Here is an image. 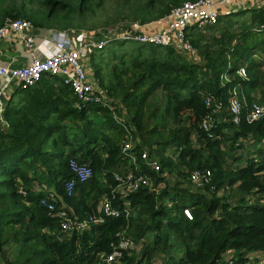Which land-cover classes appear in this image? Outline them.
Listing matches in <instances>:
<instances>
[{
    "label": "trees",
    "instance_id": "obj_1",
    "mask_svg": "<svg viewBox=\"0 0 264 264\" xmlns=\"http://www.w3.org/2000/svg\"><path fill=\"white\" fill-rule=\"evenodd\" d=\"M108 1L115 6L112 17H105L99 24L89 23ZM184 1L192 0H0V26L6 19L22 18L36 29L92 30L121 19H159ZM231 15H247L251 24L234 20ZM263 22L264 5L220 15L217 23L208 27L212 34L207 39L197 31L189 32L200 62L186 60L172 47L153 45L134 54L112 55L116 64L111 65L106 82L94 63L95 53L91 55L99 83L115 99L116 115L122 111L130 114L136 129H142V112L155 93L164 103L161 126L155 124L148 133L153 137L151 147L162 155H158V172L165 170L169 176L175 173L178 179L170 186L166 175H157L137 159L139 172L149 175L154 187L164 184L158 192L142 189L123 198L111 192L117 183L112 173L125 167L130 152H136V148L122 151L119 140L126 133L127 121H118L113 109L94 105L77 110L68 86L51 77H42L28 89H16L3 110L5 123L0 124V261L30 264L32 257L34 264L40 256L38 264H95L98 253L109 252L110 244L116 243L121 234L136 241L151 237L146 245L142 243L138 255L124 254L126 264H152L160 253L163 264H222L228 250L233 252L234 264H247L249 253L264 251V150L255 157L242 158L224 153L223 148L230 141L228 150L236 151L243 147L241 139L264 138L263 121L248 123L245 119L252 92L258 88L259 101L264 104V79L258 72L264 65V30H254ZM257 53L262 56L254 58ZM242 67L246 70L243 77L238 74ZM233 90L243 104L237 125L231 123L225 109ZM206 98L211 100L208 107ZM215 100H220L224 108L212 127L204 131L200 124ZM164 119L171 125L163 124ZM103 125L112 130V136L104 133ZM168 148H174L175 157L163 155ZM226 154L232 167L228 171L222 165ZM69 158L92 169L91 178L76 183L71 195L65 190V184L73 178L67 165ZM193 169L211 171L209 184L195 187L196 191L181 187L182 183L193 186L187 180ZM20 184L24 195L19 193ZM233 185L240 192L235 201L217 195ZM48 189L62 198L63 209L72 214L71 219L93 216L101 221L90 223L83 232H62L53 212L50 214L40 203ZM103 195L111 200L113 209H118L117 216H106L98 210ZM133 207L138 209L136 216L129 213ZM184 207L191 209V219L183 215ZM60 208L58 201L54 212ZM142 211L147 212V220ZM7 230L12 231L9 237ZM10 241L16 248L12 260L5 253ZM36 243L40 244L39 251L27 247ZM171 248L180 249V254H166ZM20 255L27 258L21 260Z\"/></svg>",
    "mask_w": 264,
    "mask_h": 264
},
{
    "label": "built area",
    "instance_id": "obj_2",
    "mask_svg": "<svg viewBox=\"0 0 264 264\" xmlns=\"http://www.w3.org/2000/svg\"><path fill=\"white\" fill-rule=\"evenodd\" d=\"M248 5L257 8L264 5V0L184 1L179 6L172 8L162 18L133 21V25L128 27L127 30L113 33V35L90 32V30L89 32L80 31L82 40L77 39L79 35L73 30L71 34L68 33L66 36L63 32L51 29L48 31L47 36L37 42L35 34L37 29L34 28L31 21L22 18L6 19L0 26V42L12 40L15 44L20 45L23 52L19 57V61H26L15 65L0 62V114L3 112L10 96L6 93L8 87L13 92L16 89H28L35 86L42 77L56 78L57 76L70 89L75 99L74 108L81 110L91 105L107 107L113 109L115 118L124 124V121L128 122L129 116L127 117L124 111L116 115L117 104L115 99L99 83L95 71L92 69L88 53L93 50H102L112 41L132 39L141 44L173 46L182 55L196 54V47L191 43L188 36L189 32L203 31L205 28L216 24L222 12H231L234 8ZM223 8L225 9L223 10ZM254 30H264V22L257 28L255 26ZM41 50L42 54L38 55ZM238 74L242 77L245 76V69L240 68ZM205 103L208 107L211 105V100L206 98ZM226 105L225 109L229 112L231 123L234 125L239 124L242 114V102L235 90L228 97ZM210 108V112L202 119L200 124L204 131H208L212 127L216 115L223 110L224 105L220 100H215L214 107ZM245 119L248 123L260 120L264 123V105L254 101L251 102ZM128 150H133V148L128 142H124L122 151L127 152ZM150 154L145 150L137 153L135 151L130 152L128 164L120 171L117 170L112 173L117 183L111 192H118L120 198L142 189L157 192V186L154 187L152 178L139 172L140 165L137 162V159H139L147 168L159 173L160 164ZM154 156L156 157L155 154ZM261 161L264 164V154ZM67 165L73 178L65 184V190L67 195H71L76 183H84L91 178L92 169L87 164L80 163L74 158H69ZM187 180L194 187L203 188L211 180V171L209 169H193L189 172ZM120 187H123L124 190L122 191ZM19 193L25 194L22 184L19 185ZM112 196L114 197V194ZM261 196L264 202V188H262ZM58 201L61 202V208L54 212ZM102 201V209H98L100 212L106 216L115 217L118 215V209L112 208L111 200L107 196L103 195ZM40 203L48 209L50 214L53 212V216L58 218L59 229L62 232H83L88 229L90 223L101 221V219L93 216L78 221L75 217L71 219L72 214L63 209L65 204L53 189L46 190V196L41 197ZM125 205L128 206V203H125ZM182 212L186 218H192V211L189 207L182 208ZM110 246L111 250L109 252L98 253L95 264H126L124 254L130 256L135 243L133 239L120 235L117 242H112ZM222 264H234V256L231 250L226 251L222 256ZM255 264L263 263L257 262Z\"/></svg>",
    "mask_w": 264,
    "mask_h": 264
},
{
    "label": "rangeland",
    "instance_id": "obj_3",
    "mask_svg": "<svg viewBox=\"0 0 264 264\" xmlns=\"http://www.w3.org/2000/svg\"><path fill=\"white\" fill-rule=\"evenodd\" d=\"M114 3L108 1L104 8L97 14V18L94 20H90L89 23H93V22H97L98 24L105 19V17H112L113 14V8H114ZM225 8H223L224 10ZM252 9V7H250V5L248 6H244V7H239V8H234L231 10V12H222L221 15L226 14V13H232V12H236V10H250ZM231 18L234 20H242L244 19L246 21L247 24H251L250 19H247V15L244 16H239V15H231ZM120 23V25H118L117 23ZM117 23L114 24H110L109 27H106L107 29H104L105 27H103L102 24L97 25L95 29H90V32H95V33H110L111 35H113V33L116 32H122L128 29V27H131L133 25V21H129V19H121L120 21H118ZM124 22V23H121ZM142 22V21H141ZM116 24V25H115ZM115 25V26H112ZM115 27V28H112ZM48 29V31H50L51 29ZM72 30L77 33L78 36V40H82V36L80 35V31H87L89 32V29L87 28H72V29H67V30H63L60 32H63L64 35L67 36L68 33H72ZM59 31V30H57ZM110 31V32H109ZM112 32V33H111ZM196 32V31H195ZM199 33H202V35L204 36L205 39H207L212 33L208 30V28H205L203 31H197ZM210 32V33H209ZM191 39V37H190ZM8 43L14 45L15 42H13L12 40H7ZM18 45V44H15ZM20 46V45H19ZM15 46H12V48H14ZM151 46L149 44H141L135 40L132 39H127V40H121V41H117V42H112L107 44L102 50H93L90 53H88V57L90 58V60H93L91 55L93 53H95V61L98 64V67H100V75L103 77V80L106 82V80L108 78H110L109 76V72H110V67L111 65H115V59L112 57V55H121V54H129V53H137L139 50H147L148 48H150ZM165 47H172L175 49V47L173 46H165ZM177 51V50H176ZM262 56L259 55V53L254 55V58H260ZM183 57H186V60L191 61L190 59H194L198 61L196 62H200L202 61V58L200 57V55H198V58L195 57V54L193 53H189L187 55H183ZM93 64V61H91ZM92 69L95 71L96 67L92 65ZM260 76L264 79V65L261 66V69L258 70ZM246 73V70H245ZM97 76V75H96ZM97 79L99 80V78L97 77ZM54 80L56 81H60V79L56 76V78L54 77ZM11 92H13L9 87L6 89V93L9 95L11 94ZM253 93V101L254 102H258L259 101V97L261 95V90L258 88L255 92ZM252 101V102H253ZM262 104V103H261ZM264 105V104H262ZM163 109H164V103L163 101H161L159 93H155L152 98L149 100V102H147L143 112H142V121H141V126L142 129L138 130L135 128V126L133 125V123H131L130 121V114H127L129 116V120L126 123V127L127 129H124L125 135L123 138H121L120 141V145L122 148V145L124 142H128L132 148H136V152H140V151H147L150 154V156H153L158 162H159V157H161L162 155L158 154L154 151V147H151V141L153 137H150L148 131L156 124V125H160L163 121H161V116L163 115ZM186 118V117H185ZM166 126H170L171 123L169 120L164 119V123ZM103 131L106 135L108 136H112L113 132L112 130L107 126V125H103L102 126ZM126 130V131H125ZM132 132V133H131ZM230 132V131H229ZM193 140H195V138L193 137ZM242 142V146H240V148H237L236 151L233 150H228V147L230 145V141L225 142V144L223 145V148L225 149L224 153H228V154H236L237 156H241L243 158L246 156H251V157H255L256 155H258L259 151L262 149L264 150V138H262L260 141L254 140L252 139L250 136H248L245 139H241ZM194 143H196V146L199 147V144L197 142L194 141ZM154 154L156 155V157L154 156ZM228 154L225 155V160L222 161V165L225 168L226 171H228V169L232 168L231 167V163H230V158L228 156ZM129 155V154H128ZM164 156H170V157H175V153H174V148H168L164 154ZM235 164H233V166H235ZM165 170H162V172H160L157 175H166V178H168L167 183L171 186L173 185V183L175 182V179L177 178V175L175 173H173V175H167L165 173ZM164 187L163 183H160L157 185V192ZM181 187H187L188 190L190 191H196L195 187L188 185L187 183H182ZM120 189H122V191L124 190L123 187H120ZM218 196L221 195H225L227 198L231 199L232 201H235V199L240 195V192L237 190L236 186H227L226 188H224L223 190H220L217 193ZM183 202H185L187 204V194L183 195ZM98 208L102 209V205H103V201L102 198L100 200H98ZM168 202V201H167ZM167 205H170V203L168 202ZM137 207H133L130 208L129 213L131 215H135L136 216V212H137ZM142 217L147 220L148 218V214L146 211H142ZM163 228L161 227L158 232H162ZM12 231L7 230L6 231V236L9 237L11 235ZM154 232H151V234H153ZM129 236V235H128ZM134 239V238H133ZM151 237L147 238L144 237L141 241H136L134 239V243L135 246L132 248V253L135 255H138L139 252L141 251V249L144 247L143 246V242L145 243V245L150 241ZM4 247V246H3ZM6 247V258L9 260H12L14 258L15 255V243L13 241H10L9 243H7ZM28 248H30L33 251H39V247L40 244L36 243L34 245H28ZM180 249H166V254H172V255H179L180 254ZM249 253L248 254V262L247 264H255L257 262H261L264 264V251H261L257 254H253ZM225 254V253H224ZM159 258L155 259V261H153L156 264H163L164 259H163V255L162 253H160L158 255ZM19 258L21 260H24L27 258L26 255H20ZM41 257L38 256L37 259L34 260V264H38L40 261ZM4 260V259H3ZM1 260L0 264H5L4 261ZM19 261V260H18ZM30 264H32V257L30 258Z\"/></svg>",
    "mask_w": 264,
    "mask_h": 264
},
{
    "label": "crops",
    "instance_id": "obj_4",
    "mask_svg": "<svg viewBox=\"0 0 264 264\" xmlns=\"http://www.w3.org/2000/svg\"><path fill=\"white\" fill-rule=\"evenodd\" d=\"M36 34V41L39 42L47 36L48 34V29H37L35 31ZM12 46H15L12 48ZM49 48V47H48ZM23 52L21 46L19 45H12L8 43L7 40L1 41L0 42V62L2 63H11L12 65L19 64V63H24L25 61L20 62L19 57L21 56V53ZM42 54V50L39 51L38 55ZM11 95V94H10ZM4 122V117H3V112L0 114V124L3 125ZM261 251H256L253 254H257Z\"/></svg>",
    "mask_w": 264,
    "mask_h": 264
},
{
    "label": "clouds",
    "instance_id": "obj_5",
    "mask_svg": "<svg viewBox=\"0 0 264 264\" xmlns=\"http://www.w3.org/2000/svg\"><path fill=\"white\" fill-rule=\"evenodd\" d=\"M243 105V104H242ZM91 106H94V105H91ZM97 106V105H96ZM54 190V189H53ZM151 192V191H150ZM153 192V191H152ZM129 210H130V208H129ZM58 219V218H57ZM121 235H124V234H121ZM120 236V235H119ZM124 236H126V235H124ZM126 237H129V236H126ZM129 238H131V237H129ZM131 239H133V238H131ZM134 241V240H133ZM131 250H133V249H131ZM132 252V251H131ZM133 254V253H132ZM132 254H131V256H132ZM133 255H135V254H133Z\"/></svg>",
    "mask_w": 264,
    "mask_h": 264
}]
</instances>
